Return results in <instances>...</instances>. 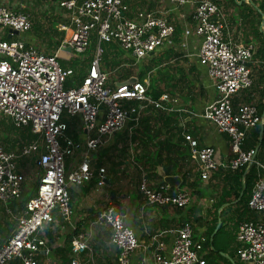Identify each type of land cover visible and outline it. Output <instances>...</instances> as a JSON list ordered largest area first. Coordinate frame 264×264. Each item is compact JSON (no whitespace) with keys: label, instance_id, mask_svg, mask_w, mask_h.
I'll list each match as a JSON object with an SVG mask.
<instances>
[{"label":"built area","instance_id":"built-area-1","mask_svg":"<svg viewBox=\"0 0 264 264\" xmlns=\"http://www.w3.org/2000/svg\"><path fill=\"white\" fill-rule=\"evenodd\" d=\"M5 1L0 0V114L7 116L15 127H27L32 137L12 149L0 145V203L16 200L26 190L29 168L19 165L20 160L32 155L34 169L39 173L34 192L12 215V231L0 244V264L13 259L20 264H37L36 254L49 249L40 236L43 227L53 222L55 215L70 221L69 187L93 178L97 185L103 183L104 167L97 163L91 166L90 153L120 131L127 120H137L142 102L157 109H172L166 93L154 97L142 80L121 85L110 83L108 71L101 67V42H114L140 60L169 39L174 26L145 8L129 16L122 0H54L58 8L66 11L68 24H58L57 29L65 36L54 51L46 53L20 36L31 27L30 15L22 10V3L19 1L12 7ZM169 1L192 5L190 16L198 41L197 61L214 89V97L203 107L201 116L226 135L229 146L230 155L217 160L212 146L198 145L196 139L185 135L188 156L198 176L207 179L218 167L232 171L242 167L247 170L251 165L264 168L254 157V147H242L246 131L261 125L263 116L254 103L236 106L232 103L238 91L251 85L247 63L255 49L254 42L233 43L225 32L226 18L211 0ZM91 38L93 53L85 72L78 83L65 87L64 81L73 70L63 68L59 59L82 55ZM74 116L83 132L77 139L66 132L65 120ZM138 188L147 202L158 205L183 207L191 199L187 189L169 192L167 184L150 186L144 177ZM246 206L258 215L237 224L236 254L246 264H264V176L254 178ZM123 218L113 204L107 203L92 221L108 227L116 264H129L138 247L147 249L150 259L145 254L137 264H205L201 252L203 238L192 239L190 223L185 221L174 229L156 231L143 246ZM69 248L73 254L69 264H80L76 256L81 252H86L90 260L92 249L85 233L75 232Z\"/></svg>","mask_w":264,"mask_h":264},{"label":"crops","instance_id":"crops-1","mask_svg":"<svg viewBox=\"0 0 264 264\" xmlns=\"http://www.w3.org/2000/svg\"><path fill=\"white\" fill-rule=\"evenodd\" d=\"M193 1L196 2L198 0ZM211 1L218 5L220 12L226 18L225 32L230 36L231 41L233 43L243 42L242 31L239 29L240 26H237L238 21L237 24L233 23L230 18L231 15L235 14V10L227 8L226 0ZM247 1L245 0V2ZM5 3L13 7L16 1L7 0ZM124 3L128 7L127 15L132 16L137 9H148L156 15L165 17L168 22L177 28V33L165 40L154 52L140 60H136L129 51L120 49L116 44H113L115 46H112L113 50L111 51L109 47L112 44H107L104 51L107 52L108 57L116 61V64L121 66L126 64L127 61L137 64L135 71L130 69L129 75L123 78L109 76L108 81L114 84L118 80L140 75V80L147 84V89L151 94L160 91L156 94L166 93L168 95V104L172 106V109H157L142 102L143 107L137 120H127L120 131L110 135L95 152L90 153V165L93 166L97 163L104 167L103 183L97 185L93 178L88 183L69 187L68 191L72 208L71 222L55 215L54 221L43 227L40 236L45 239L49 249L46 253L40 250L36 254L37 261L40 260L41 264H69L73 256L69 244H65L67 252L63 255V252H59L56 249L64 246L66 235H69L75 229V232L81 231L85 233L86 240L92 249L90 260H87L89 256L86 252H81L76 256L80 264H85L86 262L92 264H116L115 250L108 241V227L92 222L96 212L103 205L111 203L116 211L122 213L124 222L133 229L138 241L143 246L149 243V236L154 232L174 229L185 221L191 225L192 239L203 238L204 240V237L207 239L205 231L213 224L212 222L216 221L213 230L215 231L221 220L224 229L230 234L227 235V239L224 238V234L217 237L216 244L219 248L212 246L209 241L211 236H209L208 243L203 244L201 249L203 256H205L208 264H246L237 257L236 249L239 246V242L235 238V231L237 224L241 220L256 217L258 212L248 209L247 206L244 209H239L237 201L239 196L234 197L231 195L229 197L230 202L223 203L217 209V212H219L221 208H225L221 218L219 219L218 215L215 216V212L210 211L211 204L215 199H218L221 187L229 189L234 184L231 180H233L235 171L218 167L211 173L209 178H200L195 170L194 162L189 159L188 147L184 138L185 135H188L196 139L198 145L212 146L214 157L217 160H224L230 155L226 135L216 131L213 125L201 116L203 107L214 97V89L205 73L204 67L197 61L198 41L193 32L194 23L190 16L192 5H177L169 0H124ZM65 14L66 11L64 10L62 15ZM63 22L68 24V20ZM85 52L87 50L82 55L75 56L76 58L85 59L82 74L88 66L92 49L91 51L89 50L88 54L84 55ZM151 59L153 61L152 66L147 69ZM66 60H69V58ZM247 65L251 71V85L238 91L234 95L232 103L235 106L243 102L254 103L257 109H262L259 113L263 116L264 121V58L252 56ZM101 67L103 68V63ZM159 68L160 79L157 80V69ZM105 70L108 71L109 75V69ZM262 124L252 126L246 131L242 147L253 146L256 149L255 159L264 164V147L259 145ZM74 126L72 125V129L77 139L83 132L80 129L79 121L77 122V127L74 128ZM255 128H258L257 139L254 135ZM9 137H13V134L11 133ZM23 141L17 140L13 148ZM0 145L5 148L3 142ZM5 149L8 148L6 147ZM157 153L158 158L162 159L161 161L169 168L168 172L163 169L161 164H157L153 160ZM77 154L78 152L74 156L76 157ZM28 158L31 160L29 165L34 167L32 155ZM68 159L67 157L66 160L68 161ZM151 160H153V167L147 164ZM23 161L20 160L19 165ZM174 161L179 168L176 166L170 170ZM130 163L131 167L135 164L139 170L135 177L127 173ZM158 165L161 166L165 174H174L176 171L180 178V182L176 187L167 185L169 192L184 188L190 193V202L183 208L170 204L158 205L149 203L143 198L138 188L142 177L150 186L165 183L157 173ZM249 168H252L254 178L258 175L264 176V168L254 165L249 166ZM188 169L187 181H194L190 187L185 185L182 178V174ZM245 172L247 170L244 168L242 173ZM154 173L158 177H155ZM240 180L243 182L242 177H240ZM34 188L35 186L33 187V192ZM28 194L29 192L25 190L22 191L18 199L0 203V211L3 213V215L0 214V229L3 237H7L12 231L14 226L12 215L18 212L23 201L29 196ZM183 209H185L184 213ZM241 210L243 211L241 212ZM47 232L51 236H55L54 240H48ZM164 240L168 243V237ZM166 247L167 245L165 246V251L167 250ZM144 255L147 259H150V253L147 249L136 248L130 256L129 264H137ZM14 260L20 264L17 259L10 260L4 264H9Z\"/></svg>","mask_w":264,"mask_h":264},{"label":"trees","instance_id":"trees-1","mask_svg":"<svg viewBox=\"0 0 264 264\" xmlns=\"http://www.w3.org/2000/svg\"><path fill=\"white\" fill-rule=\"evenodd\" d=\"M124 2V0H122ZM226 6L227 8H232L235 10V14L231 15V21L233 23L237 24L238 21V25L240 26V30L242 31V41L246 42V41H253L256 45H255V49L252 53L253 57H259V58H264V0H248L247 2H245V0H226ZM263 16V18H262ZM262 20V25L260 26V21ZM32 26V25H31ZM36 27L33 26L32 29L34 30ZM58 30V29H57ZM54 30L53 33L56 35L58 34V38L52 40L50 38V36H47L45 38V42L48 48H52L54 51V49L56 48V46L58 45L60 39L62 38V31L61 30ZM177 28L174 26V30L171 36L176 35ZM60 33V35H59ZM107 43L108 45L110 43L114 44L113 42H104ZM91 46L90 48H92L94 46V41L91 38L89 41V45ZM88 49V47H87ZM101 60L103 63V68L105 69H110L112 67H114V65L116 64V61H114L113 59H111V57H108L107 52L105 53V51L102 48V56H101ZM59 63L60 65L65 68V67H70L73 70V74L69 77H67L64 81V86L68 87L70 85H72L73 83H78L79 78L82 75V68L85 65V59L83 58H76V57H71L69 58V60H65V59H59ZM152 59L150 60L149 64H148V68L149 69L152 66ZM136 78L138 80H140V75L136 76ZM160 79V68L157 69V80ZM158 82V81H157ZM160 91H157L156 93H159ZM154 93L152 94L154 97L157 96V94ZM132 103H135L134 101ZM262 109H258V111L260 112ZM67 123V127L71 130L69 132L70 136L74 139H76V134L73 132L72 129V120L71 119H66L65 120ZM4 120L3 122L0 121V129L3 132V143L5 148L7 147L9 148H13V146L16 144L15 142L17 140H29L32 136L30 134V132L28 131L27 127H14L11 123L9 125L10 126H6L4 124ZM13 129V130H12ZM256 129V128H255ZM13 134V137H9L10 134ZM254 135L257 139L258 136V128L254 131ZM259 145L264 147V121L262 124V133L260 134V140H259ZM249 147H253V146H249ZM258 155V154H257ZM256 155V156H257ZM259 156V155H258ZM259 158V157H258ZM153 160L157 163V164H161L163 169L168 172V167L167 165L164 164L163 161H161L162 159L158 158V153L157 155H155L153 157ZM151 160L150 162H148L147 164L150 165L151 167H153V163ZM168 161H170V159H168ZM167 162V161H166ZM176 162H172L170 170L172 167H178V165L175 164ZM243 167L235 170V174L233 175V181L234 184L229 187V189H225V187H221L219 194L217 197L218 199H215V201L211 204V210L212 212H215V216L218 215V218H221V215L224 212V207L221 208L219 210V212H217L218 207H220L223 203L225 202H230L229 197L231 195H233L234 197L239 196V198L237 199L238 203H239V209H244L246 208V201L248 198V192H249V188L251 187V184L254 180V172L252 170V168L247 169V172L242 173L243 172ZM188 173H189V169L182 174V178H183V182H185V185L187 187H190L194 181H187V177H188ZM155 177H158V175L156 173H154ZM240 177L243 178V182H241ZM243 183V184H241ZM242 190V191H241ZM239 191H241L239 193ZM33 192V189L31 191H29L28 195H31ZM27 195V196H28ZM245 205V206H244ZM243 210H241L242 212ZM248 218V217H247ZM213 224L210 225V227L205 231V234L207 236L204 237L205 239L202 240V246L203 244L208 243V237L211 236V238L209 239L210 243L212 244V246L214 248H219L217 247L216 244V239L217 237L222 236V234H224V238L227 239V235L230 234L228 231H226L224 229L223 224H221V220L220 223L217 225L215 231L214 227L216 224V221L212 222ZM75 232V229L72 230V233H69V235H66L65 237V243L63 247H58L56 250H58L59 252H63V254H65L67 252V247L65 246V244H69V241L71 239V235H73V233ZM48 236V240L52 241L54 240L55 236H51L48 232L46 233ZM203 237V235H202ZM228 242V241H227ZM221 249V248H220ZM205 257V256H204ZM64 258V257H63ZM9 264H19L16 260L10 262ZM37 264H41V261H37ZM205 264H208V261L205 258Z\"/></svg>","mask_w":264,"mask_h":264},{"label":"rangeland","instance_id":"rangeland-1","mask_svg":"<svg viewBox=\"0 0 264 264\" xmlns=\"http://www.w3.org/2000/svg\"><path fill=\"white\" fill-rule=\"evenodd\" d=\"M19 1L23 5L22 10L29 13L31 25H32L26 33H24L23 35H20V36L23 37L24 40L31 42L40 51H44L46 53L52 52L53 49L51 47L50 48L47 47L46 42H45V38L47 36H50V38L52 40L58 38V34L55 35L53 33V31L57 30L58 24H65L63 21H67L66 16L62 15L64 13V10L61 8H58L56 6V3L54 2V0H18V1H16V5L18 4ZM56 19H58V20H56ZM56 22H59V23H56ZM33 26L36 27L34 30L32 29ZM59 35H60V33H59ZM62 36L63 37L65 36L63 31H62ZM110 44H112V43H110ZM100 45L104 50L107 43L101 42ZM112 46H115V45L112 44L110 47L108 46L111 51L113 50ZM90 47L91 46H88V49L90 51L92 49L91 53H93V47L92 48H90ZM88 49H86L87 52H85L84 55L89 53ZM101 56H102V54H101ZM101 64H102V60H101ZM136 65L137 64H135V63L132 64L130 61H127L126 64H122L121 66L119 64H115L114 67L109 69V76H111V77L114 76L117 78H123L124 76L129 75L128 72L130 71V69L135 71V67H137ZM3 120L5 121L4 124L6 126L11 127V125H9L11 123L10 119L7 116H3L0 114V121L3 122ZM72 122H73L72 125H75L74 128H76L77 122H78L77 116L72 117ZM68 129L69 128H67L66 132H67V134H70L69 133L70 129H69V132H68ZM2 139H3V132L0 129V144H1V142H3ZM29 162H31V160L28 158V159H25L21 163V165L27 166V168H29V173L27 175L26 182H25L26 192H29L33 189V187L36 183L38 173H39V171L35 170L34 167L29 165ZM130 165H131V163L128 165L129 169H127V171H128L127 173H128V175L131 174V175H133V177H135V174L139 170L135 164L133 167H131ZM182 208H180V209H182ZM184 212H185V209H183V213ZM0 214L3 215L2 211H0ZM0 228H1V223H0ZM69 229L71 230V228H69ZM5 237H3L2 230L0 229V243L3 241V239Z\"/></svg>","mask_w":264,"mask_h":264},{"label":"water","instance_id":"water-1","mask_svg":"<svg viewBox=\"0 0 264 264\" xmlns=\"http://www.w3.org/2000/svg\"><path fill=\"white\" fill-rule=\"evenodd\" d=\"M262 18H263V16H262ZM261 25H262V20L260 21V26ZM135 80H136V77H129V78L121 80V81H116L115 84L116 85H121L123 82H134ZM260 132H261V129H260ZM157 173L162 177V180L168 186L176 187L179 184V182H180V178L176 174V171L174 172V174H165V172L163 171L161 166L158 165L157 166Z\"/></svg>","mask_w":264,"mask_h":264}]
</instances>
